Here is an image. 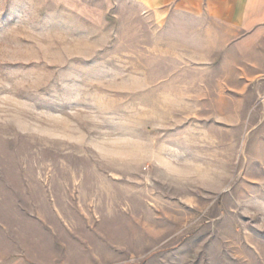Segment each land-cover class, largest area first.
I'll return each mask as SVG.
<instances>
[{"label":"rangeland","instance_id":"rangeland-1","mask_svg":"<svg viewBox=\"0 0 264 264\" xmlns=\"http://www.w3.org/2000/svg\"><path fill=\"white\" fill-rule=\"evenodd\" d=\"M181 1L0 0V264H264V39Z\"/></svg>","mask_w":264,"mask_h":264},{"label":"crops","instance_id":"crops-1","mask_svg":"<svg viewBox=\"0 0 264 264\" xmlns=\"http://www.w3.org/2000/svg\"><path fill=\"white\" fill-rule=\"evenodd\" d=\"M154 8L181 1L189 9L207 13L223 25L238 27L249 35L245 41L264 39V0H140Z\"/></svg>","mask_w":264,"mask_h":264}]
</instances>
